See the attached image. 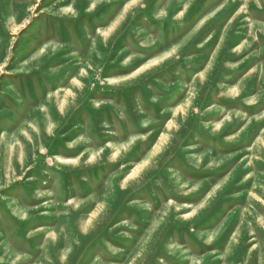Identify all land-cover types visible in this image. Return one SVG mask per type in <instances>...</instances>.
Returning <instances> with one entry per match:
<instances>
[{"label": "rangeland", "instance_id": "rangeland-1", "mask_svg": "<svg viewBox=\"0 0 264 264\" xmlns=\"http://www.w3.org/2000/svg\"><path fill=\"white\" fill-rule=\"evenodd\" d=\"M0 264H264V0H0Z\"/></svg>", "mask_w": 264, "mask_h": 264}]
</instances>
